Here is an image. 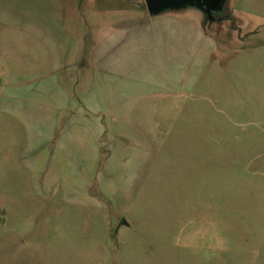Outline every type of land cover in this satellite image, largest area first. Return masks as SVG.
<instances>
[{
    "label": "rangeland",
    "instance_id": "rangeland-1",
    "mask_svg": "<svg viewBox=\"0 0 264 264\" xmlns=\"http://www.w3.org/2000/svg\"><path fill=\"white\" fill-rule=\"evenodd\" d=\"M60 2L56 26L43 2L54 46L38 71L20 28L4 35L0 264H264V0H227L214 22L160 13L207 37L177 23L168 53L153 44L109 79L120 115L88 93L92 43L104 9L130 19L142 0Z\"/></svg>",
    "mask_w": 264,
    "mask_h": 264
},
{
    "label": "crops",
    "instance_id": "crops-1",
    "mask_svg": "<svg viewBox=\"0 0 264 264\" xmlns=\"http://www.w3.org/2000/svg\"><path fill=\"white\" fill-rule=\"evenodd\" d=\"M36 1L40 3L37 4L38 6H32L31 0H0V45L2 46H0V54H6L8 51L4 40L8 25L20 28V33L25 37V46L33 52L27 55V60L30 61L27 71L31 73L39 70V66L33 62L44 59L46 57L45 49L48 46H54L52 43L53 39L48 38L46 32L47 17L45 13L48 12V7L43 6V2L46 4L47 0ZM49 1L53 4L50 7V12H56L55 18L50 21L55 22L56 26L58 12H60L62 8L64 11V7H61L63 5L60 0ZM143 1L144 0L139 3L138 9H140V11L133 12L134 15L130 19L128 15H121L124 12L120 9H104L105 14H107L109 20H111L109 28L105 30L103 34L99 35L98 41L94 40L92 43V56L95 68L93 70V78H95V83H90L88 93L91 92L92 97L96 101L99 99L103 100L105 106L107 103L110 104L109 106H111V103H114L113 107L115 110H119V115L127 108V106L125 107L127 94H125V91L117 84L111 85L108 82L109 79L117 80L125 75L135 74V69L132 70V68H128L129 62L131 65L134 64L138 55H146L153 44L158 45L155 48L156 50L158 47H162L163 51L168 53L177 34V23L179 24L177 30H186V33H182L183 38H190V36L207 37L195 27L196 25L184 21L177 22L176 16L145 15L140 6ZM67 9H70L68 13L72 16L74 14L76 15L77 12L74 13V7L70 6L67 7ZM65 11L67 10L65 9ZM112 14L114 15L112 16ZM53 70L54 69H51V73ZM101 82L103 83V87L100 85ZM138 94L139 92L135 91L132 98H136L139 96ZM30 105L31 104H28L27 107H30ZM33 107L36 111L38 106L33 105ZM28 118L36 119V116L28 114L27 124L30 122Z\"/></svg>",
    "mask_w": 264,
    "mask_h": 264
},
{
    "label": "water",
    "instance_id": "water-1",
    "mask_svg": "<svg viewBox=\"0 0 264 264\" xmlns=\"http://www.w3.org/2000/svg\"><path fill=\"white\" fill-rule=\"evenodd\" d=\"M227 0H144L149 16H156L170 10L194 7L204 15L210 16L213 9H222Z\"/></svg>",
    "mask_w": 264,
    "mask_h": 264
},
{
    "label": "flooded vegetation",
    "instance_id": "flooded-vegetation-1",
    "mask_svg": "<svg viewBox=\"0 0 264 264\" xmlns=\"http://www.w3.org/2000/svg\"><path fill=\"white\" fill-rule=\"evenodd\" d=\"M223 7H224V6H223ZM223 7H222V8H223ZM221 10H222V9H220V10H218V9H216V8L213 9V10L211 11L209 17H208L207 15H205L206 21H207V22H209V21H211V22L217 21V18H218V17H216V16L218 15V13L221 12Z\"/></svg>",
    "mask_w": 264,
    "mask_h": 264
},
{
    "label": "trees",
    "instance_id": "trees-1",
    "mask_svg": "<svg viewBox=\"0 0 264 264\" xmlns=\"http://www.w3.org/2000/svg\"><path fill=\"white\" fill-rule=\"evenodd\" d=\"M144 9H146L145 4H143Z\"/></svg>",
    "mask_w": 264,
    "mask_h": 264
}]
</instances>
